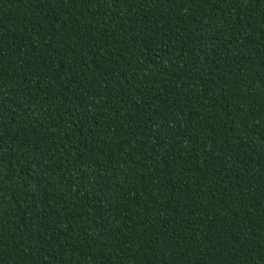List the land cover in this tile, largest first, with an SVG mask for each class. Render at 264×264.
Masks as SVG:
<instances>
[{"label":"trees","instance_id":"16d2710c","mask_svg":"<svg viewBox=\"0 0 264 264\" xmlns=\"http://www.w3.org/2000/svg\"><path fill=\"white\" fill-rule=\"evenodd\" d=\"M0 264H264V0H0Z\"/></svg>","mask_w":264,"mask_h":264}]
</instances>
